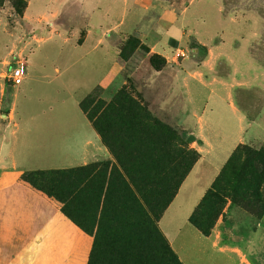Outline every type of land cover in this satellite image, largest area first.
<instances>
[{
    "label": "crops",
    "instance_id": "0c3cea01",
    "mask_svg": "<svg viewBox=\"0 0 264 264\" xmlns=\"http://www.w3.org/2000/svg\"><path fill=\"white\" fill-rule=\"evenodd\" d=\"M76 4L82 22L66 26L57 20V0H30L23 18L29 38L2 45L0 12V74L12 60L24 68L19 86L0 78V264H78L66 212L102 205L113 158L80 102L99 87L108 97L115 90L124 69L119 36L144 9L135 0ZM186 11L161 28L174 45L188 29L205 53L163 70L174 76L160 107L194 138L199 159L158 228L182 264H264V214L258 219L229 203L208 236L189 223L234 150L264 142V18L241 11L238 20L219 9L210 27L193 11L185 21ZM56 38L58 48L41 47Z\"/></svg>",
    "mask_w": 264,
    "mask_h": 264
},
{
    "label": "rangeland",
    "instance_id": "374dc122",
    "mask_svg": "<svg viewBox=\"0 0 264 264\" xmlns=\"http://www.w3.org/2000/svg\"><path fill=\"white\" fill-rule=\"evenodd\" d=\"M22 1L28 5L30 0ZM39 1L37 0V2ZM77 1L57 0V5L61 8V16L57 20L61 25H77L82 22V19L74 18V15L77 16ZM135 1L138 3L137 7H143L144 11H141V13L143 12V16L142 18H134L132 21L134 27L128 33L119 36L117 44L124 69L121 76H119L118 85L115 87V90L111 91L110 97L107 96L109 90L103 87L97 88L98 95L103 101L108 103L116 95L120 93L125 94L139 111L157 121L161 131L166 134L173 132L172 134L176 136L175 140L169 146L167 143H159L160 141L157 143L155 139L153 140L143 133L137 134L138 129L135 126L132 128L131 126H129L130 128L123 127L117 119L118 116L125 119V121L128 119V111L125 106L120 109L121 113H118V110L100 113L98 114L101 115L98 116L101 117L100 120L98 121V117H96L94 121H97L98 126L104 130L109 138L115 140L117 147L124 152L123 155L129 160L132 174L139 179L138 185L141 189L148 192L154 191L155 188L147 186L148 183L143 180V176L153 175L157 179H161L160 183L163 188L167 187L168 183H171L172 180L176 184L184 175L185 167L191 164V161L195 157L194 152H196L191 146L195 143L192 140L194 138L189 132L177 126L169 108L163 107V105L160 107V103L163 104L170 98L174 76L172 70L165 73H163V70L169 68L167 66L170 65L177 66V64L185 60L178 55L179 51L187 52L189 54L187 59L193 62L200 61L205 53L204 48L199 46L191 37L188 29L182 30L181 38L174 45L171 41H167V29L164 33L161 27L168 28L172 21L185 10H187L186 14H188L185 21H190V15L193 11L194 15H200L204 20L208 21L210 27H213L219 9L223 10L227 14V17H231L230 15H232L238 20L242 19L241 11H255V13L257 11L264 18V0H192V3L191 0ZM23 6L21 3L18 12H15L9 0H0L1 28L4 29L3 34H1V45L2 42L13 43L19 37L23 41L29 38L28 28L23 19L25 13ZM43 25L44 27H49V23H44ZM226 26L230 27V24L227 23ZM233 29L230 28L228 30L231 33ZM155 30L160 32L153 34L152 31ZM60 44L61 41L56 38L54 41L48 40L44 42L41 47L52 50L58 48ZM153 49H160L161 51L155 53ZM1 50L2 48L0 49V54H2ZM262 53L264 55V52ZM19 65H21V61L19 60L8 62L6 70L0 74V78L10 85L11 83L5 77L11 68ZM3 113H1L0 107V139L1 121L4 120ZM150 123L148 122L147 124ZM131 129L136 131L135 135H131ZM115 134L117 137H114ZM185 134H188V137ZM263 144L260 147L242 144L237 148L248 147L254 151H258L262 148ZM168 155L170 157L169 161H167ZM113 164H115L114 159ZM225 196L226 193L215 192L213 193V197L202 204L203 197L192 214L195 215L194 221L196 226L190 223V219L189 223L200 233L199 227L203 230L213 228L217 221H222L225 218L226 205L230 203V206H235ZM259 196L261 199L260 206L262 207L264 205V184L261 185ZM125 198L120 191H114L110 196L108 207L113 210V213L108 218L107 225L100 233L101 244L97 252L99 264H182L160 232L158 223L156 222L153 226L155 228L146 226L130 210V206ZM88 206L87 204L86 207ZM235 207L241 212L249 214L244 209L238 206ZM143 208L146 210V205ZM66 213L69 215L71 222V253L77 255L78 264H87L98 231L102 205L98 210L74 209Z\"/></svg>",
    "mask_w": 264,
    "mask_h": 264
},
{
    "label": "trees",
    "instance_id": "16d2710c",
    "mask_svg": "<svg viewBox=\"0 0 264 264\" xmlns=\"http://www.w3.org/2000/svg\"><path fill=\"white\" fill-rule=\"evenodd\" d=\"M9 1L12 3L15 12H18L19 5L21 3L24 5V10L27 7V3L22 0ZM123 106H125L128 111V119L125 121V119L120 118L119 116L117 119L123 127L128 128L131 126L132 128L135 126L136 129H138L137 134L143 133L144 135L151 137L153 140L155 139L157 143L160 141L159 143H167L169 146H171L172 141H174L176 137L172 134L173 132L166 134L161 131L159 127L160 125H158L157 121L149 115L143 114L139 111L131 99L123 93L116 95L110 102L107 103L99 97L98 90L95 89L80 102L81 110L99 134L102 142L108 148L115 161V164H113L110 171V176L103 198L99 227L87 264H99L97 252L99 251V245L101 244L100 233L107 225L108 218L113 213V210L108 207V202L114 191H120L121 194L126 197L125 200L129 204L130 210L135 213L138 218L146 224V226L153 227L156 222H159L164 211L175 198L181 183L199 159V154L194 152V159L191 161L189 166L185 167V173L182 178H180L178 183L175 184L172 180L171 183H168L167 187L163 188L160 183L161 179H157V177H154L153 175H146L141 177L148 183L147 186L153 187L155 190L147 192L146 190L141 189L138 185L139 179L132 174L130 162L123 155L124 152L117 147L115 140L109 138L105 134L104 130L98 126L97 121H94L96 117L101 116L98 115L100 113L103 114L111 110H118L117 112L121 113L120 109ZM100 118L101 117H98L97 120L99 121ZM148 122L151 123L147 124ZM131 130V135H135L136 131L133 129ZM185 136L188 137V134H185ZM114 137H117V135L115 134ZM192 140L194 142V139ZM169 159L170 157L168 155L167 161H169ZM263 184L264 144L258 151H254L248 147H239L223 167L211 189L204 196L202 204L208 201L209 198L213 197V193L215 192L226 193V199H229L232 204L244 209L250 215L260 219L264 214V205L262 207L260 206L261 199L259 196V190ZM144 205H146V210L143 208ZM194 217L195 215H192L190 223L193 226H196ZM199 228L201 230V234L204 236H208L212 229L203 230L201 227Z\"/></svg>",
    "mask_w": 264,
    "mask_h": 264
},
{
    "label": "built area",
    "instance_id": "2783aa9c",
    "mask_svg": "<svg viewBox=\"0 0 264 264\" xmlns=\"http://www.w3.org/2000/svg\"><path fill=\"white\" fill-rule=\"evenodd\" d=\"M178 55L184 59H187L189 56V54L184 51H179ZM6 78L13 86L21 85L24 78V68L21 65L11 68Z\"/></svg>",
    "mask_w": 264,
    "mask_h": 264
}]
</instances>
